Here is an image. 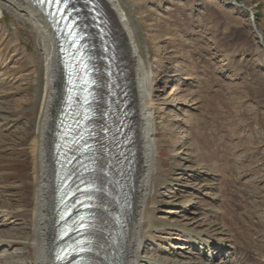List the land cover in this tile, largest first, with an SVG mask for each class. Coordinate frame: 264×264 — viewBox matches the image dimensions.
<instances>
[{"label":"rangeland","instance_id":"obj_1","mask_svg":"<svg viewBox=\"0 0 264 264\" xmlns=\"http://www.w3.org/2000/svg\"><path fill=\"white\" fill-rule=\"evenodd\" d=\"M120 1L150 61L159 128L162 185L142 258L202 263L201 255L213 264L232 263V249L215 248L212 255L201 253L198 243L191 250L175 228L204 238L216 223L235 240L233 248L242 241L248 252L240 253L264 264V247L256 250L264 243L258 217L264 215V58L253 32L264 36V0H236L247 9L234 0ZM30 30L25 18L0 11V191L15 216L1 221L2 229L15 227L20 236L0 246L1 264H32L28 249L36 245L22 223L31 220L34 206L28 108L37 82L29 57L40 64ZM186 201L196 204L181 208Z\"/></svg>","mask_w":264,"mask_h":264},{"label":"bare ground","instance_id":"obj_2","mask_svg":"<svg viewBox=\"0 0 264 264\" xmlns=\"http://www.w3.org/2000/svg\"><path fill=\"white\" fill-rule=\"evenodd\" d=\"M98 2L113 21L120 35L123 57H125L128 68L130 106L134 120V137L132 146L129 147L128 151L131 160L126 163V170L129 171L130 177L126 188L128 207L124 213L126 230L123 232L120 264H156L157 261L153 257L144 256L142 258L141 256L146 247L147 237L155 222L153 205L156 203V196L159 193V187L162 185L160 182L162 176L159 170L161 166L160 142L157 140L159 128L154 122L155 111H153L155 105L152 98L153 74L150 70L149 58L144 56L138 45L131 20L121 1L98 0ZM234 3L239 8H245L236 0ZM5 8L27 20L37 48L40 50V64H35V58L29 57L31 63L34 64L32 74L35 75L37 82L34 91L36 99L28 108L30 112L28 124L31 127L28 136L32 160L34 206L31 220L22 219V223L28 226L30 237L34 238L36 242L32 251L28 249L32 264H52L56 245V215H54V211L57 173L56 157L53 152L56 144L57 124L65 99V85L58 43L47 16L34 0H0V11ZM253 32L258 43V49L262 50L264 58V36L258 30ZM17 41L21 44V40L18 39ZM7 73L6 70L5 74ZM39 87L42 89L40 90ZM21 105L23 106L24 103ZM4 119L8 120L7 118ZM26 127L23 125L20 129L25 131L27 130ZM10 202V198L5 195L4 191H0V246L7 242L6 239L9 237L15 239L20 237L18 229L15 227L9 231L2 229L5 226L1 221L2 216L15 217L12 216L8 207ZM195 204L186 201V203H181V208L187 209L189 205L194 207ZM262 212L258 213V217L263 218L262 221L264 222ZM262 225L260 227H264ZM175 228L179 232V238L184 239V244L189 245L191 250L192 248L194 250L198 243H202L201 253L206 250L207 254L209 251L212 254L215 248L227 253V250L232 249L235 259L228 264H253L248 259L247 254L240 253V250L246 251L242 247L243 242L240 241L236 248H233L232 245L235 244V240L231 238L227 230L216 225V223L209 227V232L204 233V238L203 234L189 231L179 225H175ZM262 233L264 235V229H262ZM262 247H264V243H258L256 250L259 252ZM198 258L201 259L202 263H198L199 260L189 263L177 262V264H210L209 259L203 260L201 255ZM2 261V257H0V264ZM157 264H160L159 261ZM211 264L213 263L211 262Z\"/></svg>","mask_w":264,"mask_h":264},{"label":"water","instance_id":"obj_3","mask_svg":"<svg viewBox=\"0 0 264 264\" xmlns=\"http://www.w3.org/2000/svg\"><path fill=\"white\" fill-rule=\"evenodd\" d=\"M54 2H55V0H52V2H51V6H53ZM61 8H63V10H62V12H61V14H60V20L62 21L63 18L66 17V20H65V22H64V24H63V26L66 27V26L70 23V21L73 19L72 12H70L67 8L62 7L61 2L58 1V2H57V5H56V7H55L56 13H57Z\"/></svg>","mask_w":264,"mask_h":264}]
</instances>
